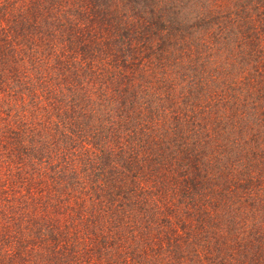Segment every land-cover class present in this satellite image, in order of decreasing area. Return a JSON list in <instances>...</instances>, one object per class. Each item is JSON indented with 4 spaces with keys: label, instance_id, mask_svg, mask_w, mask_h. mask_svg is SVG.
Listing matches in <instances>:
<instances>
[{
    "label": "trees",
    "instance_id": "1",
    "mask_svg": "<svg viewBox=\"0 0 264 264\" xmlns=\"http://www.w3.org/2000/svg\"><path fill=\"white\" fill-rule=\"evenodd\" d=\"M0 264H264V0H0Z\"/></svg>",
    "mask_w": 264,
    "mask_h": 264
}]
</instances>
